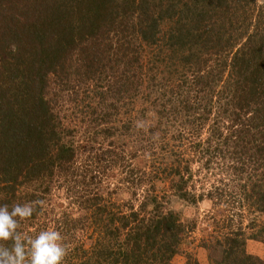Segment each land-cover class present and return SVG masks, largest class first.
Segmentation results:
<instances>
[{"label":"trees","instance_id":"trees-1","mask_svg":"<svg viewBox=\"0 0 264 264\" xmlns=\"http://www.w3.org/2000/svg\"><path fill=\"white\" fill-rule=\"evenodd\" d=\"M82 93H95L102 109L86 106L97 124L93 140L131 129L111 125V110L123 104L158 116L152 147L170 134L182 143L181 133L169 131L174 118L185 116L193 129L214 122L210 137L217 148H232L247 176L244 201L264 218V0H0V206L34 207L18 231L25 238L40 233L33 226L65 180L76 186L67 189L69 205L46 212L60 216L54 228L68 247L64 264H174L182 254L186 264H201L182 252L191 232L182 211L164 212L151 195L125 211L93 189L89 170L75 171L78 136L64 124L61 104L67 94L85 103ZM168 172L178 178L173 188L182 207L197 209L205 198L220 204L212 191H189L180 169ZM217 211L199 245L208 264H264L249 249V241L264 248V221L253 220L247 237L242 224L220 226L226 211ZM89 231L87 248L80 234Z\"/></svg>","mask_w":264,"mask_h":264},{"label":"rangeland","instance_id":"rangeland-1","mask_svg":"<svg viewBox=\"0 0 264 264\" xmlns=\"http://www.w3.org/2000/svg\"><path fill=\"white\" fill-rule=\"evenodd\" d=\"M68 95L61 104L63 107L62 118L64 124L75 130L78 136L80 159L74 168L75 171L79 168L78 172L80 175L82 173L83 176L86 170H89L90 172L86 173L87 179L89 183L95 184L93 189L98 190L100 188L103 195L108 197L111 203L125 211H129L132 205L138 209L144 198L150 195L160 198L164 204V212L182 211V222L187 224L191 230L181 247L184 254H194V257L198 258L201 264H208L206 255L199 249V245L212 233V227L206 223V220H212L213 213L218 214L217 210H220V214L224 210L226 211L218 222L220 226H224L228 230L229 226L237 227V225L242 224L247 237L254 232L249 229L253 220L258 221V223L264 221V218L255 210L250 209L248 202L244 201L240 188L245 184L247 176L240 173L241 166L227 152V150L232 151V148L224 146L217 148L219 143L210 137L214 122L205 127L197 126L193 129L194 123L187 122L185 116L179 117L178 120L174 118L176 130L173 131L171 128L169 131L170 133L177 131L175 133L177 137L181 133L184 137L182 143L173 140L171 138L173 134H170L167 137L166 146L163 143H155L154 149H152L151 144L155 140L150 138L149 130L150 128L158 129V127L161 129L157 121L158 116L151 114L148 106L123 104L124 108L118 109L117 112L111 110V114H115L114 117H117L111 121V125L117 128L126 125L131 129L123 130L125 135L123 137L100 138L101 141L93 140V133L97 124L91 122L95 117L92 116V110L86 106L92 105L95 109L98 108V101L94 99L96 94L92 93L85 98L82 93L78 99H85V103L80 101L79 105L76 104L77 101H73L74 98ZM112 103V101H108L107 104L111 105ZM97 110L101 112L102 109ZM103 126L104 124L101 128ZM227 132L224 130L225 135H229ZM198 143H202L203 147L198 148ZM206 148L210 151H206ZM107 151L114 154L106 155ZM97 154L101 156L100 161L95 156ZM173 168L181 170L184 180L188 182L189 191L197 195H207L212 191L219 198L216 201L220 204L215 205L214 201L205 198L197 209L182 207L180 204L183 203L177 199L173 188L178 178L163 173V170L167 169V172H170ZM147 176L155 177L154 182H147L145 179ZM73 184L69 185L74 189L76 186ZM69 185L65 180L54 185V191L50 201L46 204L45 211L33 226L36 233L55 229L56 221L60 216H53L52 213L46 215V212H51V208L55 204L60 209H65L69 205L67 199ZM192 221H199V227L192 228L189 226L193 224ZM80 235L83 236V242L89 243L86 246L88 248L92 232L89 231ZM249 249L254 254L264 257L263 247L254 245L253 242L249 241ZM187 257L183 254L177 256L173 263L186 264Z\"/></svg>","mask_w":264,"mask_h":264},{"label":"clouds","instance_id":"clouds-1","mask_svg":"<svg viewBox=\"0 0 264 264\" xmlns=\"http://www.w3.org/2000/svg\"><path fill=\"white\" fill-rule=\"evenodd\" d=\"M34 214L32 203L0 206V264H64L68 247L55 229L25 238L20 222Z\"/></svg>","mask_w":264,"mask_h":264}]
</instances>
